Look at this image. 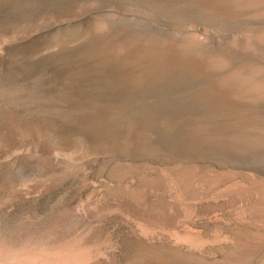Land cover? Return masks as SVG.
<instances>
[{
  "label": "rangeland",
  "instance_id": "374dc122",
  "mask_svg": "<svg viewBox=\"0 0 264 264\" xmlns=\"http://www.w3.org/2000/svg\"><path fill=\"white\" fill-rule=\"evenodd\" d=\"M262 34L264 0H0V45L55 53L0 65L1 243L261 264L264 101L220 85L264 82Z\"/></svg>",
  "mask_w": 264,
  "mask_h": 264
},
{
  "label": "clouds",
  "instance_id": "9594fccd",
  "mask_svg": "<svg viewBox=\"0 0 264 264\" xmlns=\"http://www.w3.org/2000/svg\"><path fill=\"white\" fill-rule=\"evenodd\" d=\"M75 240L43 236L15 248H0V264H85Z\"/></svg>",
  "mask_w": 264,
  "mask_h": 264
},
{
  "label": "bare ground",
  "instance_id": "6f19581e",
  "mask_svg": "<svg viewBox=\"0 0 264 264\" xmlns=\"http://www.w3.org/2000/svg\"><path fill=\"white\" fill-rule=\"evenodd\" d=\"M221 2V1H220ZM223 2V1H222ZM225 3V2H224ZM220 4V3H219ZM219 4H218V6H219ZM214 5V4H213ZM223 5V4H222ZM224 6V5H223ZM226 6V5H225ZM218 8V7H217ZM217 8L215 7V8H213L212 7V9H214V10H216V11H221L222 10V8H220V9H218L217 10ZM223 11H224V9H223ZM221 13H222V11H221ZM221 13H219V14H221ZM222 15V14H221ZM261 40L259 41V43H262V45L264 44V34H262L260 37H259ZM150 42V41H149ZM166 44V43H165ZM191 44V43H190ZM199 44V43H198ZM163 45V44H162ZM167 45V44H166ZM214 45V44H213ZM173 47V46H172ZM185 47H188V46H185ZM194 49V48H193ZM164 51H166V50H164ZM186 51V50H185ZM247 52V51H246ZM202 53V52H201ZM177 54V53H176ZM181 54H183V53H181ZM187 54V53H186ZM190 54V53H189ZM184 55V54H183ZM180 56V55H179ZM192 56H193V54H192ZM198 56V55H197ZM200 56V55H199ZM198 56V57H199ZM201 56H203V54L201 55ZM205 56H206V54H205ZM208 56V55H207ZM253 57V56H252ZM182 58V57H181ZM184 58V57H183ZM197 58V57H196ZM175 59V58H174ZM180 59V58H179ZM202 60H203V58H201ZM216 59V58H215ZM206 60V59H205ZM213 60V59H212ZM221 60V59H220ZM220 60H215V62H214V60H213V62H210V63H208V64H210V66L212 67V69L213 68H215V69H219V68H222V67H224V64L220 61ZM193 61V60H192ZM209 61V60H208ZM191 62V61H190ZM190 62H189V65H190ZM195 62V65H196V61H194ZM180 63H182V62H180ZM192 63V62H191ZM202 64V63H201ZM208 64H206V65H208ZM211 64H213V66L211 65ZM245 64V63H244ZM164 65V64H163ZM181 65V64H180ZM193 65V64H192ZM198 65V64H197ZM176 66V65H175ZM191 66V65H190ZM196 67V66H195ZM195 67H193V68H195ZM210 67V68H211ZM209 68V67H208ZM190 69H192V68H190ZM201 69H203V67L201 68ZM199 71H200V69H198ZM197 70V71H198ZM225 70V69H224ZM195 72V71H194ZM202 72V71H201ZM211 72H212V70H211ZM216 72V71H215ZM225 72V71H224ZM241 72V71H240ZM202 74V73H201ZM206 74V73H205ZM217 74V73H216ZM233 74V73H232ZM235 74V73H234ZM234 74H233V77H234ZM198 75V74H197ZM212 75V74H211ZM230 75V74H229ZM236 75V74H235ZM196 76V75H195ZM205 76V75H204ZM227 76V75H226ZM238 76V75H237ZM241 76V75H240ZM199 77V76H198ZM232 77V76H231ZM223 78V77H222ZM240 79V78H239ZM255 79V78H254ZM254 79H251V81L248 79H243L242 80V82L239 84V86H237L236 84V82L237 81H235V80H232V81H230V78H225V79H223L222 80V82L221 81H219V82H221V87L222 88H227L228 90L231 88V89H235V90H237L239 93H248V95L249 94H254V95H256V97H257V102L258 101H260L259 99H262L263 101H264V82H257L255 85L254 84H252L251 85V82H253L254 81ZM209 86V85H208ZM216 92V91H215ZM219 92V91H218ZM233 92H236V91H233ZM208 93V92H207ZM220 93V92H219ZM221 95V94H220ZM235 95V94H234ZM238 95V94H237ZM253 95V96H254ZM209 96V95H208ZM253 96L251 97V98H253ZM239 97V96H238ZM255 97V98H256ZM227 98V97H226ZM246 98V97H245ZM247 98H248V96H247ZM221 99V98H220ZM227 100V99H226ZM262 100L260 101L261 103H262ZM225 102V101H224ZM245 102V101H244ZM256 102V101H255ZM264 103V102H263ZM218 106V105H217ZM260 108V107H259ZM258 109V108H257ZM16 112V111H15ZM260 117V116H259ZM260 120V119H259ZM259 120H257V126L255 127L256 129H252L251 130V132H250V134L252 135V137H254V134L256 135L257 134V140H256V138L254 137V140H255V142L254 141H252L253 142V144H257V147H259V148H261L263 151H264V123L263 122H260ZM237 143V142H236ZM241 143V142H240ZM244 143V142H243ZM254 146V145H253ZM255 147V146H254ZM246 148V147H245ZM262 199H264V198H262ZM197 236V235H196ZM1 237V236H0ZM3 239V238H2ZM4 243H6L5 242V240H2ZM3 242L1 243V239H0V248H11L10 246L9 247H5V246H8L7 244L8 243H6V245L4 244L3 245ZM9 245H10V243H9ZM12 246V245H11ZM14 246V245H13ZM82 247V246H81ZM13 248V247H12ZM15 248V247H14ZM84 249V250H83ZM82 250H83V252H84V257H83V259H84V261H85V264H87L88 263V261H89V259H90V256H91V254H90V251L89 250H86L85 248H83ZM260 263L261 264H264V257H263V259H262V261H260Z\"/></svg>",
  "mask_w": 264,
  "mask_h": 264
},
{
  "label": "water",
  "instance_id": "95a60500",
  "mask_svg": "<svg viewBox=\"0 0 264 264\" xmlns=\"http://www.w3.org/2000/svg\"><path fill=\"white\" fill-rule=\"evenodd\" d=\"M13 45L14 44L0 45V65L3 66V68L22 67L29 65L34 66L40 63H46L49 59L55 56V53H42L34 57L32 60L26 61L23 58L11 55V48Z\"/></svg>",
  "mask_w": 264,
  "mask_h": 264
}]
</instances>
